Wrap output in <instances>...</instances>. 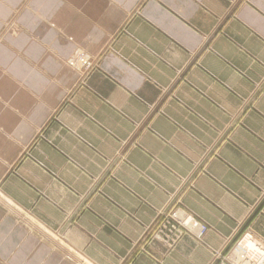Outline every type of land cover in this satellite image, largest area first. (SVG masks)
Segmentation results:
<instances>
[{"label": "crops", "instance_id": "crops-1", "mask_svg": "<svg viewBox=\"0 0 264 264\" xmlns=\"http://www.w3.org/2000/svg\"><path fill=\"white\" fill-rule=\"evenodd\" d=\"M263 193L264 0H0V264H209Z\"/></svg>", "mask_w": 264, "mask_h": 264}, {"label": "built area", "instance_id": "built-area-1", "mask_svg": "<svg viewBox=\"0 0 264 264\" xmlns=\"http://www.w3.org/2000/svg\"><path fill=\"white\" fill-rule=\"evenodd\" d=\"M180 211L174 209L171 214H160L162 218L155 220L153 227L147 230L145 239L151 243H160L167 251L173 250L184 236H191L198 242L201 241L207 232V227L193 216Z\"/></svg>", "mask_w": 264, "mask_h": 264}, {"label": "rangeland", "instance_id": "rangeland-1", "mask_svg": "<svg viewBox=\"0 0 264 264\" xmlns=\"http://www.w3.org/2000/svg\"><path fill=\"white\" fill-rule=\"evenodd\" d=\"M74 61H75V64H76V57L72 61H70V63L72 64V62H74ZM79 69L82 72H86V73L89 72L90 70L93 69L92 61L89 60L87 63H80ZM192 183H193V180L191 182L187 183L184 191L188 190L192 186ZM263 200H264V193L262 194V196L260 198V202L263 201ZM172 201H173L172 207H169L164 212H160L157 215L155 220H158V219L162 218V216L160 214L166 213L165 215H167V214L173 213L174 209H179V210L185 212L186 214H189V215L193 216L188 211L183 209L180 204H178L179 200H176L175 202H174V200H172ZM153 225H154V223H152L151 227H153ZM147 230H146V233H147ZM208 230L209 229L207 227V231ZM245 239H249V240L253 241V243H255V245H256V248H258V249H260L262 251L261 253H263L262 256L264 258V242H262L257 237H255V235L253 234V232L249 228H245L241 233H239V235L236 236V238L231 243V245H230V247L228 249H225L224 251H214V252H212V260H211V262L209 264H258V262H259L258 261L259 260L258 256L259 255L257 253H255V252H253V251H250V250L246 249V247H244L243 241ZM145 242H148V241L145 239ZM261 264H264V262L261 263Z\"/></svg>", "mask_w": 264, "mask_h": 264}, {"label": "bare ground", "instance_id": "bare-ground-1", "mask_svg": "<svg viewBox=\"0 0 264 264\" xmlns=\"http://www.w3.org/2000/svg\"><path fill=\"white\" fill-rule=\"evenodd\" d=\"M75 57H76V64H75V61L73 62V64L76 65V66H78V67H79L80 63H87L88 62V60L86 59V57H85V55H84L83 52L78 51L75 54ZM243 243H244L243 245H244V247H246V249H248L250 251H253V252H255V253H257L259 255L258 256V259H259L258 260L259 261L258 264L259 263L261 264V263L264 262V258L262 256L263 253H261L262 251L260 249L256 248V245H255V243H253V241H250L248 239H245L243 241Z\"/></svg>", "mask_w": 264, "mask_h": 264}]
</instances>
